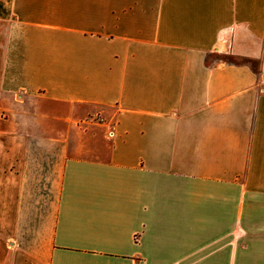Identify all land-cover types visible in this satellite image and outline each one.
I'll return each instance as SVG.
<instances>
[{
	"label": "crops",
	"instance_id": "crops-1",
	"mask_svg": "<svg viewBox=\"0 0 264 264\" xmlns=\"http://www.w3.org/2000/svg\"><path fill=\"white\" fill-rule=\"evenodd\" d=\"M0 264H264V0H0Z\"/></svg>",
	"mask_w": 264,
	"mask_h": 264
}]
</instances>
